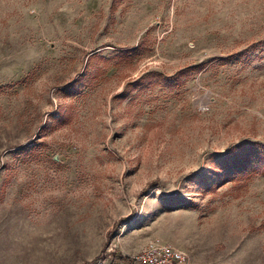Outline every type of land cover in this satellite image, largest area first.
Instances as JSON below:
<instances>
[{
  "label": "rangeland",
  "instance_id": "1",
  "mask_svg": "<svg viewBox=\"0 0 264 264\" xmlns=\"http://www.w3.org/2000/svg\"><path fill=\"white\" fill-rule=\"evenodd\" d=\"M264 0H0V264H264Z\"/></svg>",
  "mask_w": 264,
  "mask_h": 264
},
{
  "label": "built area",
  "instance_id": "2",
  "mask_svg": "<svg viewBox=\"0 0 264 264\" xmlns=\"http://www.w3.org/2000/svg\"><path fill=\"white\" fill-rule=\"evenodd\" d=\"M132 259L135 264H187L182 249L158 240L150 241Z\"/></svg>",
  "mask_w": 264,
  "mask_h": 264
},
{
  "label": "trees",
  "instance_id": "3",
  "mask_svg": "<svg viewBox=\"0 0 264 264\" xmlns=\"http://www.w3.org/2000/svg\"><path fill=\"white\" fill-rule=\"evenodd\" d=\"M114 257H115V259H118V260H122V261H126L127 260V261H130V262H133V259L129 255L119 254V255H115Z\"/></svg>",
  "mask_w": 264,
  "mask_h": 264
}]
</instances>
